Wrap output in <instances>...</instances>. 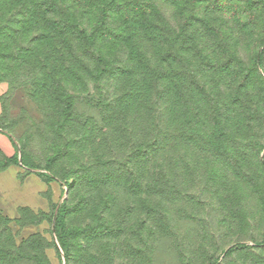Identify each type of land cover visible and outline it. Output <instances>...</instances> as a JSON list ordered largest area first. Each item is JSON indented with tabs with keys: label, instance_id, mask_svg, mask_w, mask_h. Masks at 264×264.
<instances>
[{
	"label": "rangeland",
	"instance_id": "obj_1",
	"mask_svg": "<svg viewBox=\"0 0 264 264\" xmlns=\"http://www.w3.org/2000/svg\"><path fill=\"white\" fill-rule=\"evenodd\" d=\"M117 2L88 46L73 33L100 26L99 5L0 0V140L17 153L7 162L0 150V264H264L260 145L243 146L244 183L198 168L219 159L203 141L193 154L183 146L181 187L162 192L161 210L143 152L152 119L181 126L220 90L250 86L263 101L264 68L250 65L264 47V0ZM155 94L164 120L150 116Z\"/></svg>",
	"mask_w": 264,
	"mask_h": 264
},
{
	"label": "trees",
	"instance_id": "obj_2",
	"mask_svg": "<svg viewBox=\"0 0 264 264\" xmlns=\"http://www.w3.org/2000/svg\"><path fill=\"white\" fill-rule=\"evenodd\" d=\"M72 5L74 3H84V6L89 7L94 11L93 5H99L98 12L102 15V20L100 26L94 28L87 35L85 28L78 27L79 31L73 33L76 37L85 40L86 43H92L95 40L97 31L102 30L106 26V20L108 19V14L105 12V8L111 7L118 4V0H70ZM82 8V5L80 6ZM74 12V11H73ZM121 37V36H120ZM104 54L96 58L95 67L97 72H94L97 76L102 73H107V63ZM103 57V58H102ZM77 56L73 63L76 64ZM256 65H260L264 68V47L261 52H259L254 60L250 69L255 68ZM100 66H103L101 70H98ZM189 74V75H188ZM188 80L192 81V70L187 71ZM225 78V77H221ZM228 93H231V89L227 87ZM159 100L151 101V105L154 106L157 111L150 109V116L154 114L160 116L163 120L165 119L164 110L161 109L162 101L159 94ZM155 96H151L154 98ZM193 98V96H191ZM254 94L253 88L246 87L244 91L236 90L233 94L224 96L220 93L213 95L212 103L205 107V103L199 109L194 110V117L185 115V121L181 126H178L177 119L173 122L172 129H166L165 124L163 126L156 125L154 119L151 120V126L149 128V138L148 145L145 149H142V145H137L135 150V155H139L141 150L146 153L148 157V162L144 166L146 174L144 177L148 179L147 186L150 192L153 193L152 202L159 205V209L163 205V193L166 191H171L175 194L178 193L181 187V165L177 163L178 155L181 153V148L184 146L189 149V153L193 154L198 150L197 141H203L204 145L209 149L216 152L219 159H216V166L214 167H201V171L207 172L212 171L211 175L215 176L217 172L228 171L229 177H233L231 181L236 182V178H243L240 183H244L245 179L248 178L249 166L244 162L243 146L248 145H260L261 149H264V98L263 101ZM70 109V106H67ZM227 109V110H226ZM192 106L189 108V112L192 113ZM202 116L203 120L208 121L211 127L199 128L200 119ZM198 117V121L195 117ZM176 118V115H173ZM202 120V121H203ZM170 119H167V123ZM201 126V125H200ZM256 140V141H255ZM168 148V155L171 156L168 160L164 159V151ZM51 158V161L52 162ZM7 162H16L17 153L15 152L11 157H6ZM169 180L166 179V176ZM216 184V183H215ZM239 187V185H234V187ZM72 185L70 186V188ZM176 208V205L172 207ZM68 203H65L59 212V218L64 220L67 217ZM168 216V214H167ZM156 215L153 213V221ZM164 219V214L161 216ZM154 235V233H153ZM264 241V233L263 240ZM264 243V242H263ZM261 243V244H263Z\"/></svg>",
	"mask_w": 264,
	"mask_h": 264
},
{
	"label": "crops",
	"instance_id": "obj_3",
	"mask_svg": "<svg viewBox=\"0 0 264 264\" xmlns=\"http://www.w3.org/2000/svg\"><path fill=\"white\" fill-rule=\"evenodd\" d=\"M5 140L6 141L0 140V150L4 152L5 156L11 157L15 153V150L12 147L10 140L8 138Z\"/></svg>",
	"mask_w": 264,
	"mask_h": 264
}]
</instances>
